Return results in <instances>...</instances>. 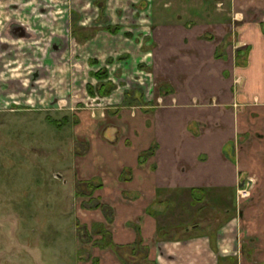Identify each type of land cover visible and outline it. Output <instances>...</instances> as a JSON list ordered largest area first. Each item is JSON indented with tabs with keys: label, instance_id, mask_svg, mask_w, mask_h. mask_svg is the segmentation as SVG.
<instances>
[{
	"label": "crops",
	"instance_id": "crops-1",
	"mask_svg": "<svg viewBox=\"0 0 264 264\" xmlns=\"http://www.w3.org/2000/svg\"><path fill=\"white\" fill-rule=\"evenodd\" d=\"M127 1L73 0L70 27L96 31L70 33L87 61L112 56L106 28L124 23L115 11ZM134 2L149 12L147 0ZM233 7L263 10L264 0ZM193 22H163L145 36L154 45L146 61L152 93L140 97L137 83L125 97L119 85L107 95L109 123L99 134L89 130L84 178L90 197L110 207L103 217L110 238L89 244L91 257L72 245L75 264L92 257L97 264H264V24L245 22L249 50L236 62L223 24ZM105 128L113 132L105 136ZM248 181L250 195L241 199L237 188Z\"/></svg>",
	"mask_w": 264,
	"mask_h": 264
},
{
	"label": "rangeland",
	"instance_id": "rangeland-1",
	"mask_svg": "<svg viewBox=\"0 0 264 264\" xmlns=\"http://www.w3.org/2000/svg\"><path fill=\"white\" fill-rule=\"evenodd\" d=\"M134 1L115 11L124 23L106 28L113 54L96 64L92 58L87 61L70 34L77 2L6 0L4 5L0 0V264H75L72 245L85 257L92 253L85 249L89 244L102 247L110 238V225L103 218L110 207L87 192L91 185L84 178L85 148L89 130L99 134L109 123L104 110L111 101L108 94H98L99 82L109 81L112 90L125 87V97L137 83L143 87L140 97L152 93L146 61L154 45L146 35L157 34L163 22H175L177 28L181 21L218 22L237 62L247 58L249 50L243 37L249 29L245 22L264 24V9H234V0H147L149 12ZM81 14L87 20L82 10ZM87 28L75 31L86 36L96 32ZM212 31L207 27L206 32ZM120 61L124 63L113 66ZM100 69L107 72L102 80L93 75ZM73 71H81L78 79ZM73 81L76 86L67 89ZM108 129L103 130L105 136L113 132ZM246 190L250 195V184ZM92 262L97 264L93 257Z\"/></svg>",
	"mask_w": 264,
	"mask_h": 264
},
{
	"label": "trees",
	"instance_id": "trees-1",
	"mask_svg": "<svg viewBox=\"0 0 264 264\" xmlns=\"http://www.w3.org/2000/svg\"><path fill=\"white\" fill-rule=\"evenodd\" d=\"M118 28H119V26H115V27L112 28V30L114 32H116ZM72 33L75 36H77V33L75 31V28L72 29ZM77 38H78V36H77ZM93 75L95 77H97L98 80L99 79L102 80L103 78H105L107 76V72L100 69L97 72H94ZM109 83H110L109 81H101V82H99V86H97V92H98L99 95L103 96L105 94H109L110 93V91L112 90L111 89L112 87L111 86H108ZM87 89H88L89 94H92L93 93L92 86H88Z\"/></svg>",
	"mask_w": 264,
	"mask_h": 264
},
{
	"label": "built area",
	"instance_id": "built-area-1",
	"mask_svg": "<svg viewBox=\"0 0 264 264\" xmlns=\"http://www.w3.org/2000/svg\"><path fill=\"white\" fill-rule=\"evenodd\" d=\"M249 184H250V182L248 181V182H246V184L238 186V188H237L238 197H239V195H242V196L249 195V194H246L247 193L246 187Z\"/></svg>",
	"mask_w": 264,
	"mask_h": 264
}]
</instances>
